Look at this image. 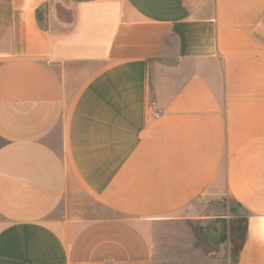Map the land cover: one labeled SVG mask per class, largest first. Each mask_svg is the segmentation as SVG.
<instances>
[{"label": "crops", "instance_id": "crops-1", "mask_svg": "<svg viewBox=\"0 0 264 264\" xmlns=\"http://www.w3.org/2000/svg\"><path fill=\"white\" fill-rule=\"evenodd\" d=\"M0 264H264V0H0Z\"/></svg>", "mask_w": 264, "mask_h": 264}, {"label": "rangeland", "instance_id": "rangeland-1", "mask_svg": "<svg viewBox=\"0 0 264 264\" xmlns=\"http://www.w3.org/2000/svg\"><path fill=\"white\" fill-rule=\"evenodd\" d=\"M62 12H67L66 17L71 18L70 12L66 8L62 7ZM218 203L222 205V210L228 215L226 221H217L215 223L206 224L204 226H199L198 224L193 225L191 229L188 227L186 233L193 236L194 234L199 237V239H204L205 237L212 238L216 240L219 244L220 254L224 255L225 250H230L229 254L222 257L230 258L235 260L239 254L241 243L244 232V224L246 221V215L239 209L236 203L231 199H224ZM207 234V235H204ZM205 236V237H203ZM215 243V244H216ZM216 248V247H215Z\"/></svg>", "mask_w": 264, "mask_h": 264}, {"label": "built area", "instance_id": "built-area-1", "mask_svg": "<svg viewBox=\"0 0 264 264\" xmlns=\"http://www.w3.org/2000/svg\"><path fill=\"white\" fill-rule=\"evenodd\" d=\"M157 105V102H154L150 105V109H151V112H152V115L156 118V117H160V113H159V110L157 109L156 107Z\"/></svg>", "mask_w": 264, "mask_h": 264}]
</instances>
